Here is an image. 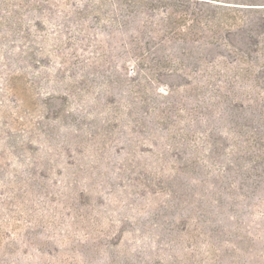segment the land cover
<instances>
[{"label": "rangeland", "instance_id": "rangeland-1", "mask_svg": "<svg viewBox=\"0 0 264 264\" xmlns=\"http://www.w3.org/2000/svg\"><path fill=\"white\" fill-rule=\"evenodd\" d=\"M0 264H264V0H0Z\"/></svg>", "mask_w": 264, "mask_h": 264}]
</instances>
